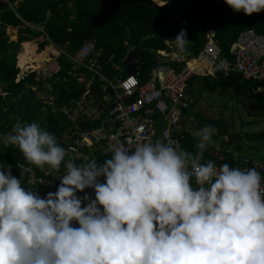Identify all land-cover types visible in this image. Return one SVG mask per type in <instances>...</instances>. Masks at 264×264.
<instances>
[{"label": "clouds", "instance_id": "obj_1", "mask_svg": "<svg viewBox=\"0 0 264 264\" xmlns=\"http://www.w3.org/2000/svg\"><path fill=\"white\" fill-rule=\"evenodd\" d=\"M224 2L247 16L264 11V0ZM173 40L180 52L190 42L184 29ZM214 133H196L195 155L157 141L77 165L39 123L17 122L5 143L38 168L63 163L64 174L41 198L0 164V264H264L262 177L202 163ZM85 188L95 199L86 194L82 207Z\"/></svg>", "mask_w": 264, "mask_h": 264}, {"label": "trees", "instance_id": "obj_2", "mask_svg": "<svg viewBox=\"0 0 264 264\" xmlns=\"http://www.w3.org/2000/svg\"><path fill=\"white\" fill-rule=\"evenodd\" d=\"M9 1L10 3L0 1V131L7 133L18 120L37 122L53 134L58 143L63 132L70 127V122L59 109L46 113L44 102L31 85L57 94L56 104L61 106L72 98H77L85 90L86 84L68 74L71 61L65 55L60 56L63 65L61 72L55 78L52 77V80H37L35 74L30 73L24 79L16 81L19 72V42L29 40L33 35H41V30L37 27L44 26L50 38L57 45L64 46L70 54H75L84 40L97 38L98 46L103 48L99 62L103 71L110 75L109 68L104 65V59L111 53L121 58L126 51L123 44L126 40L134 46L129 55L138 60L136 69L141 79H146L153 67L161 65L157 50L168 48L166 38L173 40L182 29L186 31L190 41L186 50H190L191 54L202 48L210 29L214 30L215 40L224 53L229 51L231 43L243 29L251 27L264 34V11L247 16L243 11L234 12L225 2L219 5L214 3V0H164L166 4L163 6L153 0ZM15 2L17 3L13 5ZM24 20L37 27L26 26ZM8 25L19 27L18 41L1 39ZM46 42H40L41 47ZM89 77L90 74H86V78ZM94 78L96 79H93L92 90L99 93L101 82L97 76ZM47 82H51L52 89L47 87ZM258 84V81L243 78L238 71L215 78L195 74L189 80L187 91L193 94L206 89L222 94L229 92L240 100L251 99L257 113L264 116V95L252 92V88ZM186 111L194 115L199 127L219 125L218 121L195 111V105ZM255 137L264 140V132ZM198 142L191 133L186 132L185 143L188 152L195 155L193 148L197 147ZM211 148H206L203 152L202 163L217 162L214 149ZM4 149L5 146L0 143V157ZM223 152L226 155V163L230 166L234 159L233 154ZM9 153L15 155L12 149ZM110 158L106 156L104 159ZM11 173L15 175L13 168Z\"/></svg>", "mask_w": 264, "mask_h": 264}, {"label": "built area", "instance_id": "obj_3", "mask_svg": "<svg viewBox=\"0 0 264 264\" xmlns=\"http://www.w3.org/2000/svg\"><path fill=\"white\" fill-rule=\"evenodd\" d=\"M154 2L165 4L159 0ZM214 3L220 5L224 0H214ZM25 25L35 27L29 22ZM38 29L42 31L43 27ZM29 41H22L19 45V72L16 81L24 79L30 73H34L37 80L58 74L61 65L57 57L62 52L61 49L51 42L44 49H40L36 43V47L32 46L31 50L27 45ZM166 43L168 48L158 49L157 53L161 57H170L175 64L152 68L145 80L140 79L136 69L138 60L129 55L122 58L123 64L114 61L111 55L109 60L118 73L113 78L104 76L98 70L95 44L87 42L82 46L74 61L86 69L85 73L78 75V79L87 85V89L60 110L70 122V127L63 132L58 143L66 151L65 160L71 159L77 165L91 159L103 163L106 156H112L113 146L118 145L132 152L138 143L157 141L175 142L176 147L186 151V132L191 133L190 122L194 120V116L186 110L196 102V97L187 90L189 80L195 74L219 77L238 71L243 78L258 81L259 84L252 88V92L264 95V34L256 29L250 27L240 31L226 53L215 40L213 29L208 31L207 41L195 54H191L190 50L178 51L173 40L167 39ZM23 52L30 54V57L25 59ZM24 60L27 62L24 63ZM32 62L37 65H32ZM124 66H128L130 71L122 75L120 72ZM86 74H90L91 78L87 79ZM96 75L105 82L99 93L91 89ZM31 87L35 89L34 85ZM17 122L27 124L18 120L7 133L0 131V143L5 149L10 147L4 149L0 164L11 165L13 172L15 170L14 177L21 181V186L44 198L47 193L57 190L60 177L64 174L63 163L59 172H54L47 165L38 168L24 158L18 147L6 144L4 137ZM11 149L15 152L14 156L9 153ZM194 150L197 151V147ZM213 153L217 158V162H214L217 168L226 163V155L221 148H216ZM230 167L256 168L262 177L261 186L264 188L263 161L249 155H234ZM99 180L101 183L105 182L103 177ZM193 186H196L194 178ZM86 194L95 199L94 188L77 191L82 207L87 203L83 201ZM72 226L79 227V224L73 221Z\"/></svg>", "mask_w": 264, "mask_h": 264}, {"label": "rangeland", "instance_id": "obj_4", "mask_svg": "<svg viewBox=\"0 0 264 264\" xmlns=\"http://www.w3.org/2000/svg\"><path fill=\"white\" fill-rule=\"evenodd\" d=\"M12 37L18 36L16 34ZM42 39L43 36L33 37L27 42L28 49L32 50V46L35 48L34 44ZM23 56L28 59L30 54L23 52ZM32 65L37 64L32 62ZM195 108L203 116L219 122V125H212L215 133L207 148L212 147L211 150H215L219 147L223 151L236 155L246 154L264 162V140L255 137L264 132V116L257 113L251 101H241L228 92L222 94L218 91H205L203 99L199 98ZM203 127L205 126H198V121H191V134L195 139L199 140L196 133Z\"/></svg>", "mask_w": 264, "mask_h": 264}, {"label": "crops", "instance_id": "obj_5", "mask_svg": "<svg viewBox=\"0 0 264 264\" xmlns=\"http://www.w3.org/2000/svg\"><path fill=\"white\" fill-rule=\"evenodd\" d=\"M0 1H2V2H8V3H10V1L9 0H0ZM154 1V0H153ZM161 1H164V0H161ZM165 2V4H166V1H164ZM17 2H15V3H13V5L14 4H16ZM157 4V3H156ZM165 4H162V5H160V4H158V5H160V6H163V5H165ZM24 22L26 23V22H28V21H25L24 20ZM33 25V24H32ZM27 26V25H26ZM35 26V25H34ZM16 27H17V29H16ZM31 27V26H30ZM35 27H37V26H35ZM33 28V27H32ZM37 28H42V26L41 27H37ZM17 34V36L19 37V34H20V31H19V27L18 26H13V25H8L6 28H5V33L4 34H8L9 35V37H7V38H1V39H9V41H18V37L16 38V37H12V35H14L15 36V34ZM3 34V35H4ZM2 35V36H3ZM39 36H43V39L42 40H40V41H37L38 43V45H39V47H40V49H44V48H48V45H49V43H53V45L54 46H56V47H58L59 49H61V51L62 52H60L59 53V55H58V57H57V59H58V61H59V63H60V65H61V69H62V61L60 60V56L61 55H65L68 59H69V61H71V69L69 70V72H68V74L69 75H72V76H75V77H77V80L79 81V79H78V75L81 73V72H86V69L83 67V66H79L75 61H74V58H76L77 57V55H78V53L80 52V50H81V48H82V46L83 45H85L87 42H92V43H94L95 44V49H96V52H98V55L96 56V62H97V66H98V70H99V72L101 73V74H103L104 76H106V77H108V78H113V77H115V76H117V70L114 68V66L111 64V61L109 60V58H110V56L111 55H113V59H114V61H117V62H119V63H121V64H123L122 63V58L125 56V55H129L131 52H132V50L134 49V46H131L126 40L123 42V44L126 46V51H124V54L122 55V57L121 58H117V55L115 54V53H111V54H109L105 59H104V65L107 67V68H109V70H110V72H111V75H110V73H106V71L104 72L103 71V67H102V64L99 62L100 60V55H101V53L103 52V48L102 47H99L98 46V43H97V38H91V39H86V40H84V42L82 43V45L80 46V48L78 49V51L75 53V54H70V53H68L66 50H65V48H64V46H60V45H57L53 40H52V38H50V36H49V34L47 33V31L45 30V28H44V26H43V30L41 31V35H39ZM33 37H36L35 35H33V36H31V39H33ZM47 37H49L48 39H47ZM31 39H29V40H31ZM167 39H169V38H166V40ZM25 41H28V40H25ZM44 41H47L46 43H45V45H43L42 47H41V44H40V42H44ZM20 43L21 42H19V45H20ZM166 49V48H165ZM161 50H164V49H161ZM158 55V54H157ZM130 56V55H129ZM158 57L160 58V62H161V65H166V64H171V63H169L171 60H170V57H161V56H159L158 55ZM85 62H87V59L85 60ZM173 62V61H172ZM173 64H175V62H173L172 63V65ZM160 65V66H161ZM159 67V66H158ZM154 68V67H153ZM130 71V68L128 67V66H124L123 67V69H122V71L120 72V74H122V75H125V74H127L128 72ZM151 71V70H150ZM60 72H61V70H60ZM59 72V73H60ZM58 73V74H59ZM150 73V72H149ZM58 74H56L55 76H58ZM55 76H52L53 78H55ZM97 76V75H96ZM148 76H149V74H148ZM148 76H147V78H148ZM202 76V75H201ZM52 77H46V78H42L43 80H46V79H53ZM98 77V76H97ZM209 77H211V76H209ZM59 78V77H58ZM89 78H91V76L89 77ZM88 78V79H89ZM146 78V79H147ZM213 78H215V77H213ZM96 78H94V80H95ZM99 79V78H98ZM140 79H141V77H140ZM42 80V81H43ZM141 80H145V79H141ZM99 81L101 82L100 83V85H99V87L101 88V85H103L105 82L104 81H102V80H100L99 79ZM80 82V81H79ZM51 82H47L46 83V85H47V87H49L50 89H52L53 87H52V85L50 84ZM81 83V82H80ZM34 88H35V90H36V93H37V96L44 102V104H45V109H46V113H48L49 111H57V109H59V110H61V108L63 107V106H65V105H69V104H71V102H72V100L74 99V98H72L69 102H67V103H65V104H63V105H61V106H58L57 104H56V100L58 99V95L57 94H54V93H52V92H50L49 90H45V89H41V88H38L37 86H34ZM87 89V85H86V88H85V90ZM92 89V88H91ZM84 90V91H85ZM205 91H207L206 89H202L199 93H193V95L196 97V102H195V106L197 107V104H198V102H199V98L201 97V99H203V93L205 92ZM83 93V92H82ZM111 93V92H110ZM229 93V92H228ZM246 98H243V99H241V101H248V100H250L251 102H252V100L251 99H246ZM49 106V107H48ZM195 110H197L196 108H195ZM194 116V115H193ZM195 118V117H194ZM193 121H196L195 119L193 120ZM190 124H191V122H190ZM195 148V147H194ZM194 148H193V150H194ZM198 151V150H197ZM196 151V152H197ZM194 152H195V150H194ZM191 153H193V152H191ZM234 155H236V154H233V158H234ZM242 155H246V154H242Z\"/></svg>", "mask_w": 264, "mask_h": 264}, {"label": "water", "instance_id": "obj_6", "mask_svg": "<svg viewBox=\"0 0 264 264\" xmlns=\"http://www.w3.org/2000/svg\"><path fill=\"white\" fill-rule=\"evenodd\" d=\"M7 37H9L8 34H4L3 36H1V38H7Z\"/></svg>", "mask_w": 264, "mask_h": 264}, {"label": "bare ground", "instance_id": "obj_7", "mask_svg": "<svg viewBox=\"0 0 264 264\" xmlns=\"http://www.w3.org/2000/svg\"><path fill=\"white\" fill-rule=\"evenodd\" d=\"M15 34V33H14ZM15 36H16V34H15ZM31 47V46H30Z\"/></svg>", "mask_w": 264, "mask_h": 264}]
</instances>
